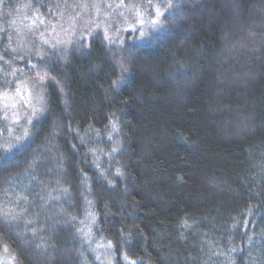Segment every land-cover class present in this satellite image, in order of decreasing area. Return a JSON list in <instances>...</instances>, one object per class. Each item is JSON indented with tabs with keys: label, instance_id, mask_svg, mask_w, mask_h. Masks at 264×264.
<instances>
[{
	"label": "trees",
	"instance_id": "obj_1",
	"mask_svg": "<svg viewBox=\"0 0 264 264\" xmlns=\"http://www.w3.org/2000/svg\"><path fill=\"white\" fill-rule=\"evenodd\" d=\"M176 2L20 59L45 104L0 166V259L102 264L90 215L112 264H264V0Z\"/></svg>",
	"mask_w": 264,
	"mask_h": 264
},
{
	"label": "rangeland",
	"instance_id": "obj_2",
	"mask_svg": "<svg viewBox=\"0 0 264 264\" xmlns=\"http://www.w3.org/2000/svg\"><path fill=\"white\" fill-rule=\"evenodd\" d=\"M157 9L162 11L160 0H0V120L6 123L0 125V147L15 144L44 111L45 81L30 66L20 67L22 57L36 60L47 48L66 50L94 31L111 43L127 31L144 38L161 24ZM78 224L94 260L112 264L109 246L93 235L92 216ZM0 264L13 260L3 253Z\"/></svg>",
	"mask_w": 264,
	"mask_h": 264
},
{
	"label": "snow or ice",
	"instance_id": "obj_3",
	"mask_svg": "<svg viewBox=\"0 0 264 264\" xmlns=\"http://www.w3.org/2000/svg\"><path fill=\"white\" fill-rule=\"evenodd\" d=\"M167 6H168V8H172L173 7L172 3H169ZM181 8H182V5L179 2V0H177V2H176V9H177V11L181 10ZM156 15H157V17H159L161 15V12L159 11V9H157ZM43 22L44 21L41 20V23H43ZM153 24H155V21H153ZM144 35H145V33L142 32L141 33V36H144ZM123 70L124 71H127V69H123ZM44 78L45 77H41L42 80ZM113 86L114 87L119 86V81L114 82V85ZM112 127H113V130H115V127L116 126H115L114 123H113ZM27 135H28V130L25 129L24 130V133H23V136H19V137H16L15 138V140H16V143L15 144H9L8 147L4 149V153L5 154H0V166L7 165L8 158H7L6 153H8L9 151L13 150L14 148H18L23 143L24 136H27ZM115 151H116V149H113V152H115ZM25 162H27V161H25ZM120 174L121 173L119 172V170H117V175H120ZM109 246H111V242H109ZM125 259H127V258L125 257ZM133 264H134V262H133Z\"/></svg>",
	"mask_w": 264,
	"mask_h": 264
}]
</instances>
